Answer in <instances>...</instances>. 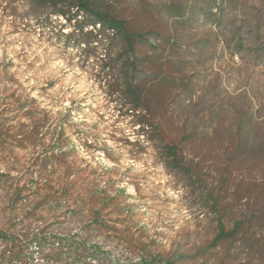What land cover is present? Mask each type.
<instances>
[{"label":"rangeland","instance_id":"1","mask_svg":"<svg viewBox=\"0 0 264 264\" xmlns=\"http://www.w3.org/2000/svg\"><path fill=\"white\" fill-rule=\"evenodd\" d=\"M12 1L0 0V264H264V0H97L144 41L129 52L106 32L94 56L64 19ZM134 64L138 113L124 89ZM170 144L193 175L167 167ZM218 222L238 232L211 247Z\"/></svg>","mask_w":264,"mask_h":264},{"label":"trees","instance_id":"2","mask_svg":"<svg viewBox=\"0 0 264 264\" xmlns=\"http://www.w3.org/2000/svg\"><path fill=\"white\" fill-rule=\"evenodd\" d=\"M26 3L24 7L27 8V12L23 14L22 17H37L36 15L44 14V11L50 10V13L46 14V19L50 16L58 17L64 19L67 24L65 27L71 28L73 27V32L63 34L66 38L71 37L74 34V31L78 32L79 40L77 45L84 46L85 49L91 47V53L94 56L95 46L94 44H99L102 40H107L106 32H110L113 34V37H118L122 42H124L126 50L132 52L139 41H144L143 34L132 33L129 31L127 27L126 21L120 19L113 13L105 10L101 4L97 0H21ZM12 5L15 4V0L11 2ZM13 7V6H12ZM14 14L17 15V7L14 6L11 8ZM78 18L87 19L83 25H79L81 21ZM206 19H208L211 24L215 25L216 27L220 24V18L217 17L215 14H207ZM74 22V24H72ZM79 25V27H78ZM78 27V28H77ZM90 28V29H89ZM233 39L238 40V46L242 43L241 38L239 37L238 32L232 33ZM113 41V39L111 38ZM195 49L198 47L195 46ZM106 50H104V54L98 61L101 63V70L102 71H112L109 65H106L105 60L107 57ZM90 53V54H91ZM89 54V55H90ZM88 55V56H89ZM104 63V64H103ZM136 64L131 66H125L124 70L127 71L126 75V83L124 84V89L128 94V97L131 99V108L130 111H136L137 113L141 111L144 107L141 104L147 103L148 101L143 98L142 90L140 89L139 85L135 83V79L130 77V72L133 71ZM146 110V108L144 107ZM139 125H145L147 128H151V124H145L144 122H139ZM247 125H244L245 128ZM246 139L249 138V135L246 134ZM253 149L258 150V146L253 145ZM247 151L249 152L250 150ZM164 151L166 152V160H167V167L176 173H184L188 175H193L192 167L185 166L179 160L178 155L181 152L179 150L178 145H166L164 147ZM250 153V152H249ZM54 152L52 151L51 155ZM238 232V226H235L232 230L227 231L222 222L217 223V234L214 240L211 243V247L217 246L221 241L227 240L230 238L235 237ZM6 234H0V239L5 237Z\"/></svg>","mask_w":264,"mask_h":264}]
</instances>
